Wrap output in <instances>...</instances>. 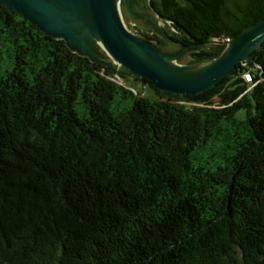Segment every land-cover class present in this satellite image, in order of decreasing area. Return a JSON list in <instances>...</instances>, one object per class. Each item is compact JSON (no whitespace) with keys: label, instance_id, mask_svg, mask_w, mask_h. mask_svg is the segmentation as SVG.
<instances>
[{"label":"trees","instance_id":"16d2710c","mask_svg":"<svg viewBox=\"0 0 264 264\" xmlns=\"http://www.w3.org/2000/svg\"><path fill=\"white\" fill-rule=\"evenodd\" d=\"M149 4L182 46L223 49L211 35L264 16V0ZM85 61L0 4V262L264 264V41L253 81L239 62L192 94L133 74L154 88L136 94Z\"/></svg>","mask_w":264,"mask_h":264},{"label":"water","instance_id":"95a60500","mask_svg":"<svg viewBox=\"0 0 264 264\" xmlns=\"http://www.w3.org/2000/svg\"><path fill=\"white\" fill-rule=\"evenodd\" d=\"M121 1L0 0V4L20 12L47 34L64 37L71 49L89 55L93 60L105 61L97 55L107 57L96 50V46H99L132 74L152 80L159 89L182 94L209 88L237 63L251 59L253 51L260 48L264 41L263 16L231 37L223 51L202 67L177 65L170 63L167 57H179L186 49L201 45H185L176 52L163 51L149 39L127 28ZM131 1L125 0V3L133 15L152 19L143 13H133L129 5ZM145 2L148 4L147 0Z\"/></svg>","mask_w":264,"mask_h":264},{"label":"rangeland","instance_id":"374dc122","mask_svg":"<svg viewBox=\"0 0 264 264\" xmlns=\"http://www.w3.org/2000/svg\"><path fill=\"white\" fill-rule=\"evenodd\" d=\"M147 1H148V4L145 2V0H141L140 2H138V0H132L131 3L129 4L130 10L133 13H143L145 15H149L150 17H152V19L158 25L152 19H150L146 16H135V15H133L129 11L128 6L125 3V0H122L121 1V10H122V14H123V19H124L125 23L127 24V26L134 33H136L137 35H139L141 37L146 38L143 35V33L154 36L155 39H158L160 41V44L155 40H149V41L158 45L160 47V49H162L163 51L176 52V51H179L182 48H184V46H182L179 43H176L173 40L168 38L166 33H171L174 36L179 35L177 29L174 26H172V24L168 20L160 18L157 14H155V12L152 10V8L149 4V0H147ZM227 1L229 4L233 5L234 3H236L239 0H227ZM226 20H228L230 22H234V23H241L243 21L242 18L235 19L233 17H226ZM62 38H64V37H62ZM226 44L227 43H225L224 48L226 47ZM202 47L210 49V50L214 51V53H216V50H218V54L216 53V55L213 54L214 56L207 57V60H204V59L202 60V58H199V57L193 55V52L195 50H198ZM223 49L220 48L219 44L217 46L214 43H208L206 45H201L199 47L193 46L191 48H188L184 52H182L179 57H174V58L167 57V60L170 63H175L177 65H184V64L194 65V68H200L203 65H205V63L210 62L212 58L219 55L223 51ZM96 50L104 53V55L107 56V57H104V56L97 55V57L100 59H103L105 61H108V62L101 61V60H93L89 55L82 54V53L78 52V50H74V51L77 53H80L82 55L88 56L91 61H93L94 63H98V64L101 63L102 66H104V67H105V65H111L112 64L113 69H118V65H121L120 70H122V72L125 75L124 76L125 79L123 78V81L126 82L127 87L132 88L136 94H138L136 91H138V92L139 91L140 92L141 91H147L149 94L154 93V88L152 86L144 87L142 84L138 83L135 80L134 75L130 71L123 69L122 64H117L104 49H102L99 46H96ZM120 84L125 85L124 83H120ZM119 108L120 107L117 105H115V107H114L115 111H117ZM0 264H2V263L0 262Z\"/></svg>","mask_w":264,"mask_h":264},{"label":"built area","instance_id":"2783aa9c","mask_svg":"<svg viewBox=\"0 0 264 264\" xmlns=\"http://www.w3.org/2000/svg\"><path fill=\"white\" fill-rule=\"evenodd\" d=\"M210 40L214 41V42H220L223 41L225 43H228L231 40V36L230 35H211L210 36ZM88 64H91V66H96V68H98L101 71L105 72V67L102 65H95V63L93 61H85ZM116 62V61H115ZM117 64H119L118 62H116ZM244 63L247 65L248 69L243 73V76L245 78L246 81H253V76H252V72H251V66L244 61ZM118 69H113L112 73H110V75L115 76L117 78H122L123 76L120 74ZM248 89V88H247ZM179 99H183V98H179ZM191 102H195V101H191Z\"/></svg>","mask_w":264,"mask_h":264},{"label":"bare ground","instance_id":"6f19581e","mask_svg":"<svg viewBox=\"0 0 264 264\" xmlns=\"http://www.w3.org/2000/svg\"><path fill=\"white\" fill-rule=\"evenodd\" d=\"M119 1V0H118ZM125 22V21H124ZM126 24V23H125ZM126 26H127V24H126ZM127 28H129L128 26H127ZM130 29V28H129ZM90 60V59H89ZM118 62V61H117ZM119 64H121L120 62H118ZM83 64H86L88 67H90V68H92V69H95V70H98L99 72H101V73H103V74H105V76H107L108 78H110V79H112V80H114V81H116V82H118V83H124L125 85H126V82L125 81H123V79L122 78H117V77H115V76H112V75H110V73H106V72H104V71H101V70H99L98 68H96V66H91V64H88L87 62H84ZM123 66V65H122ZM120 67H121V65H118V70H119V72H120V74L123 76V78L125 79V75H124V73L122 72V70H120ZM146 92L147 91H144L143 93H142V95H145L146 94ZM172 100V99H171ZM173 101H175L176 103H178V104H180V105H184V106H186V105H199V104H201L200 102H191V101H189V100H187V99H179V98H175V99H173Z\"/></svg>","mask_w":264,"mask_h":264},{"label":"flooded vegetation","instance_id":"af4514ba","mask_svg":"<svg viewBox=\"0 0 264 264\" xmlns=\"http://www.w3.org/2000/svg\"><path fill=\"white\" fill-rule=\"evenodd\" d=\"M141 0H138V2H140Z\"/></svg>","mask_w":264,"mask_h":264}]
</instances>
